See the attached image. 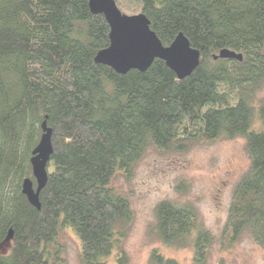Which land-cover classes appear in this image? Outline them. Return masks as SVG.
Returning a JSON list of instances; mask_svg holds the SVG:
<instances>
[{"label": "trees", "instance_id": "trees-1", "mask_svg": "<svg viewBox=\"0 0 264 264\" xmlns=\"http://www.w3.org/2000/svg\"><path fill=\"white\" fill-rule=\"evenodd\" d=\"M88 1L0 0V264H63L65 226L79 239V264H106L132 219L128 197L110 184L117 171L129 176L149 146L184 151L240 136L250 161L227 210L230 238L248 232L264 249V0H116L144 12L163 45L181 32L199 50L183 79L161 59L121 75L96 63L110 29ZM225 47L242 59H213ZM43 120L52 154L36 209L21 183L34 182ZM154 214L160 242L191 246L192 264L207 263L211 236L191 203L163 199ZM118 251L115 264H130ZM149 261L179 264L156 250Z\"/></svg>", "mask_w": 264, "mask_h": 264}, {"label": "rangeland", "instance_id": "rangeland-1", "mask_svg": "<svg viewBox=\"0 0 264 264\" xmlns=\"http://www.w3.org/2000/svg\"><path fill=\"white\" fill-rule=\"evenodd\" d=\"M122 10L130 14L129 10ZM263 95L264 89L258 97ZM249 161L245 139L240 136L193 141L184 151L149 146L129 176L117 171L110 184L128 197L132 210L131 221L119 226L124 236L118 248L126 252L130 264H150L153 250L179 264H192L191 246L166 245L154 232V208L163 199L191 203L195 208L198 221L211 236L206 264H264V249L248 232L230 238L227 222L233 187L248 169ZM58 230L63 264H79L77 235L67 226ZM7 242H3L2 252L8 249ZM118 248L115 246L106 256V264H115Z\"/></svg>", "mask_w": 264, "mask_h": 264}, {"label": "water", "instance_id": "water-1", "mask_svg": "<svg viewBox=\"0 0 264 264\" xmlns=\"http://www.w3.org/2000/svg\"><path fill=\"white\" fill-rule=\"evenodd\" d=\"M88 5L92 13L104 15L110 29L109 45L96 53V63L107 65L121 75L131 69L145 71L155 59H161L174 71L178 79L190 75L199 64V50L190 45L183 33L179 32L169 45H163L151 29L144 12L126 14L118 7L116 0H89ZM212 57L241 60L242 53L225 47ZM40 125L42 134L39 135V141L30 156L35 185L29 177L24 178L21 183L26 200L36 209H40L39 194L47 182V163L52 154L51 129L46 120ZM7 237H12L11 230Z\"/></svg>", "mask_w": 264, "mask_h": 264}]
</instances>
